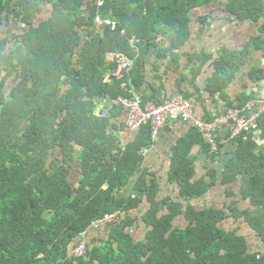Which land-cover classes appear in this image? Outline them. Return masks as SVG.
Masks as SVG:
<instances>
[{"label":"trees","instance_id":"1","mask_svg":"<svg viewBox=\"0 0 264 264\" xmlns=\"http://www.w3.org/2000/svg\"><path fill=\"white\" fill-rule=\"evenodd\" d=\"M42 1L0 0V21L10 9L22 24L19 35L0 41V264H264V251L251 250L241 227L224 226L229 217L242 221L264 245V116L259 133L230 140L234 151L222 183L239 182L241 197L199 208L193 200L218 180L215 169L208 170L210 179L196 178L191 144L199 138L210 146L199 130L181 140L174 155L171 180L180 184L185 206L157 200L160 184L143 169L142 150L153 144L149 125L125 144L114 122L125 108L105 118L97 112L99 98L132 96L125 84L137 78L167 29L175 33L173 50H181L191 37L192 11L211 0H105L101 8L95 0H47L52 16L37 24ZM226 8L239 20H264V0H227ZM98 14L118 19V26L97 33ZM141 29L143 40L133 43ZM262 44L260 36L248 48ZM248 48L219 51L213 80L219 91L243 67ZM119 49L134 68L105 83L104 56ZM132 181L133 192L125 195ZM144 198L151 203L142 216L149 230L137 241L129 230ZM117 210L124 216L110 224V239L71 259L80 233ZM184 213L190 225L181 229L175 221Z\"/></svg>","mask_w":264,"mask_h":264},{"label":"crops","instance_id":"2","mask_svg":"<svg viewBox=\"0 0 264 264\" xmlns=\"http://www.w3.org/2000/svg\"><path fill=\"white\" fill-rule=\"evenodd\" d=\"M4 2L7 3L8 0H4ZM11 3L14 4V1ZM41 3L42 10L38 14L37 24L48 20L54 9L53 4L47 0ZM226 4L227 0H211L192 11L191 37L181 50H173L171 39L175 33L172 30L167 29L168 33L157 40V47L149 56V61L143 68L137 70V78L129 76V85L142 97L145 103L160 104L165 98H183L192 102L197 118L208 120L224 116L250 99H264V44L261 48H248L251 41L260 36L264 37V20L261 22L239 20L227 11ZM2 16L4 19L2 22L0 21V41L13 35H19L22 24L17 21L14 13L11 14L8 9ZM97 24L96 30L99 34H103L104 29L109 27V25L98 22ZM111 27L115 29L113 26ZM142 35L140 41L143 40ZM136 38L133 43L138 42ZM12 46L13 42L8 44V52L13 49ZM246 48L249 49V55L246 57L245 64L235 73L225 90L219 91L213 81L216 73L215 61L219 57V51L222 49L240 51ZM114 53L107 52L104 56L105 83L113 82L116 77L126 78L119 63L114 61ZM175 55H179L180 58L176 59ZM115 63H117L116 69L113 70L111 65ZM119 100L111 96L99 98L97 112L114 111L116 107L122 106L118 103ZM127 119V109L124 113L119 114L118 112L114 119V122L119 125V135L125 144L144 134V130L137 133L131 132L128 129ZM194 135L196 133L191 124L184 121L171 123L163 131L159 140H156L146 152L143 169L149 172V181L155 179L160 184L157 200L183 201L185 206L188 205L181 193L180 184L171 180V172L175 151L180 146V141L187 140ZM228 136H230V127H224L218 132L216 139L219 143V150L217 152L212 151L211 145L206 147V144L199 138H195L191 144L190 156L194 160L196 159V178L205 176L210 179L208 170L215 169L217 171L218 180L215 186L204 196L193 200V203L199 208L212 206L221 208L241 197L239 182L222 183L224 167L234 151V146ZM184 147L188 149L189 143ZM134 183L132 181L128 186L124 192L125 195L132 194ZM231 189L235 191V195H229L228 191ZM149 206L151 203L147 198H144L140 207L134 212L136 223L129 231L137 241L144 240L149 230L142 219ZM241 206H245V203L241 202ZM175 224L181 229H186L190 225L186 213L179 215ZM224 226L227 230L241 227L240 232L246 235L251 250L254 252L264 251L262 241L257 238L255 232L249 229L247 224L242 221L236 223L233 217H229ZM111 234L110 224L90 228L89 244L102 245L110 239Z\"/></svg>","mask_w":264,"mask_h":264},{"label":"built area","instance_id":"3","mask_svg":"<svg viewBox=\"0 0 264 264\" xmlns=\"http://www.w3.org/2000/svg\"><path fill=\"white\" fill-rule=\"evenodd\" d=\"M95 2L98 8L103 7L105 4V0H95ZM96 21L99 24L113 26L114 28L118 26L116 19L102 17L100 14L97 15ZM114 61L119 63L122 73L132 71L134 61L125 53H114ZM125 86L129 87V83H126ZM131 95L122 97L118 101L128 111V129L133 133H137L145 125H149L153 144L156 140H159L163 131L171 123L178 121L187 122L194 129L199 130L203 138L211 145L213 152L219 150L216 136L224 127H230V139L241 136L244 133H259L261 131L260 120L264 116V99H251L244 106L232 109L224 116L215 117L213 120L207 121L196 117L194 105L189 100L165 98L160 104L145 103L134 89L131 90ZM109 115V111L104 110L100 116L105 118L109 117ZM148 149L144 148L142 150L143 154H146ZM123 216L124 212L122 210L108 213L93 222L90 228L106 224H117L122 221ZM89 230L80 233L77 245L71 250V259L80 258L87 254L89 249Z\"/></svg>","mask_w":264,"mask_h":264},{"label":"water","instance_id":"4","mask_svg":"<svg viewBox=\"0 0 264 264\" xmlns=\"http://www.w3.org/2000/svg\"><path fill=\"white\" fill-rule=\"evenodd\" d=\"M143 34V30H140L139 33H137V41H140L142 38H141V35ZM119 52H123L122 50H119Z\"/></svg>","mask_w":264,"mask_h":264},{"label":"rangeland","instance_id":"5","mask_svg":"<svg viewBox=\"0 0 264 264\" xmlns=\"http://www.w3.org/2000/svg\"><path fill=\"white\" fill-rule=\"evenodd\" d=\"M251 100V99H250ZM242 208L245 207V206H241Z\"/></svg>","mask_w":264,"mask_h":264}]
</instances>
